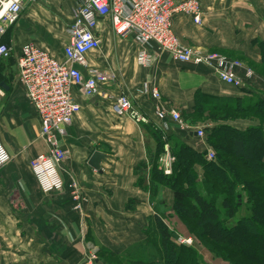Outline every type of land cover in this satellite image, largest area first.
Here are the masks:
<instances>
[{"label":"crops","instance_id":"crops-1","mask_svg":"<svg viewBox=\"0 0 264 264\" xmlns=\"http://www.w3.org/2000/svg\"><path fill=\"white\" fill-rule=\"evenodd\" d=\"M81 2L23 0L24 11L3 34V42L17 55L23 44L34 41L63 60V48L70 40L66 29ZM200 2L201 26L190 16H174V31L182 43L237 59L245 66L239 71L244 73L249 68L253 78L246 79L242 88L229 86L205 65L181 64L161 49H153V65L142 66L137 60L141 46L133 36L120 38L110 20L101 21L97 29L101 49L89 54L90 65L112 74L113 80L103 88L113 96L129 95L135 109L148 121L142 124L117 117L111 99L101 95L88 98L75 88L82 110L61 140L66 151L63 175L70 181L72 174L79 181L84 194L82 206L77 207L71 193L46 195L40 190L30 162L48 152L40 135L41 120L19 80L5 89L6 96L0 97V136L12 160L0 170V264H91L90 245L99 243L123 252L145 239L143 230L155 211L151 193L139 182L147 172H137V167L148 162V152L156 150L150 125L169 135L178 134L197 147L202 141L196 135L198 129L209 132L216 125L211 119L194 123L183 117L188 127L181 129L171 118L157 117V108H176L185 116L196 104L198 91L237 100L242 105L264 99V63L259 44V40L264 41V0ZM8 59L16 63L15 56ZM13 71L18 75L17 66ZM152 87L159 90L160 98L153 97ZM250 114L231 124L241 129L259 124L260 117ZM96 150L108 155L101 170L89 165ZM163 196L172 210L173 191L166 188ZM123 240V248L118 247L116 244Z\"/></svg>","mask_w":264,"mask_h":264},{"label":"built area","instance_id":"built-area-1","mask_svg":"<svg viewBox=\"0 0 264 264\" xmlns=\"http://www.w3.org/2000/svg\"><path fill=\"white\" fill-rule=\"evenodd\" d=\"M80 5L66 29L70 40L63 48L64 59L59 60L34 41L26 42L21 51L14 54L13 48L3 42V34L9 26L16 24L23 13V0H0V58L16 57L19 81L41 120L40 135L48 149L47 153L31 160V170L44 194L71 193L77 207L82 206L84 194L75 176L71 174L68 181L63 175L66 151L61 141L82 110L75 88L88 98L101 95L111 99V109L117 117L125 116L142 124L148 121L135 109L129 95L113 96L103 88L113 80L112 74L90 65L89 54L101 49L102 40L97 33L101 21L110 20L113 32L120 38L133 36L141 46L137 60L142 66L153 65L155 57L152 51L161 49L181 64L205 65L217 72L223 83L236 88L245 86L246 79L253 78L254 74L249 68H245L244 73L239 71L245 66L237 59L210 52L202 46L182 43L174 31V16H190L195 24L201 26L203 5L200 0H82ZM82 69L86 70V75ZM150 91L154 98L161 97L157 88L152 87ZM4 96L5 89L0 86V97ZM156 114L163 120L171 118L181 129L188 127L176 108H157ZM197 136L202 140L198 149H206L207 158L215 159V151L204 141L206 130L198 129ZM165 145L160 168L167 175H172L176 159L171 154L170 145ZM11 160L12 155L0 136V170ZM179 239L184 241L182 235ZM88 259L91 264H99L95 252L89 254Z\"/></svg>","mask_w":264,"mask_h":264},{"label":"trees","instance_id":"trees-1","mask_svg":"<svg viewBox=\"0 0 264 264\" xmlns=\"http://www.w3.org/2000/svg\"><path fill=\"white\" fill-rule=\"evenodd\" d=\"M259 44L264 63V41L259 40ZM3 82L10 87L0 69V84ZM195 101L185 116L194 123L215 119L216 125L207 131V143L216 158H207L206 149L199 150L178 134L169 135L150 125L156 150L148 152V162L137 167V172L148 174V180L142 174L139 182L151 193L155 211L143 230L146 237L123 252L104 250L99 245L101 253L135 264H184L181 253L187 246L177 243L176 231L166 220L171 209L163 191L169 188L174 193L175 215L189 220L191 229L203 240L237 251L241 260L232 264H264V99L242 105L237 100L198 91ZM250 113L260 117L259 124L247 129L231 124ZM165 144L170 145L176 159L172 175L160 168ZM189 257L188 264H202L195 255Z\"/></svg>","mask_w":264,"mask_h":264},{"label":"rangeland","instance_id":"rangeland-1","mask_svg":"<svg viewBox=\"0 0 264 264\" xmlns=\"http://www.w3.org/2000/svg\"><path fill=\"white\" fill-rule=\"evenodd\" d=\"M14 66H17L14 60L0 58V69L2 70V74L4 72L6 81L10 85L15 83L17 84V81L19 80L18 75H16V73L13 71ZM259 70H262V68H259ZM7 72L10 73L11 75L7 76L6 75ZM2 79L4 78L2 77L1 80ZM183 117L186 119L185 116ZM200 120L204 122L208 120V118H204ZM142 176H145L147 178V174ZM171 213L172 215L168 216L166 219L170 226V229L176 231V233L178 234L179 232L183 233L184 241L181 239H177V243L184 244L187 246V248H185V250H183L181 253L184 264H188L190 258L189 256H194V255L198 257L197 261L201 262L202 264H232L234 261L241 260V256L238 255L237 251L235 252L233 249L226 247L224 245H216L210 241L203 240L199 236L198 232H195L191 229L189 220L185 219L184 217L181 218L179 215H175L173 211ZM96 242L98 241L96 240ZM122 244L124 245V240L116 245L120 248H123ZM99 245L102 246L99 243L89 246L91 247L90 248L91 250H89L90 255H92L93 252H95L98 257V260L100 261L99 264H135L134 262L127 260L125 258L122 259L120 257L101 253ZM96 246L98 248H96ZM103 248L104 250L111 249L106 246L105 247L103 246ZM128 248L130 247H126L125 250H127Z\"/></svg>","mask_w":264,"mask_h":264},{"label":"water","instance_id":"water-1","mask_svg":"<svg viewBox=\"0 0 264 264\" xmlns=\"http://www.w3.org/2000/svg\"><path fill=\"white\" fill-rule=\"evenodd\" d=\"M0 86L3 88V89H9V86L3 82L0 84ZM197 135V134H196ZM107 154L106 153H103L101 151H94L90 157V159L88 160L89 161V165L97 170H101V164L104 160H106L107 158ZM175 238L176 239H179L180 237V234L178 233H175Z\"/></svg>","mask_w":264,"mask_h":264}]
</instances>
